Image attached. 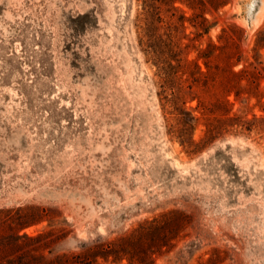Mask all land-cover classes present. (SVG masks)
Here are the masks:
<instances>
[{
    "label": "rangeland",
    "instance_id": "374dc122",
    "mask_svg": "<svg viewBox=\"0 0 264 264\" xmlns=\"http://www.w3.org/2000/svg\"><path fill=\"white\" fill-rule=\"evenodd\" d=\"M227 1L206 16L213 26L205 34L174 4L187 19L175 32L187 67L177 82L197 142L206 123L226 115L212 111V97L187 89L193 62L203 72L198 51L222 28L240 31L233 71L259 74L253 83L242 76L245 89L231 92L224 110L248 130L228 128L187 154L167 133L173 116L160 106L155 68L138 45L139 0H0L2 264H31V255L35 264H70L169 211L182 213L183 228L154 264H264V47L256 45L264 0ZM166 26L160 32L172 31ZM47 231V248H13L23 235Z\"/></svg>",
    "mask_w": 264,
    "mask_h": 264
},
{
    "label": "trees",
    "instance_id": "16d2710c",
    "mask_svg": "<svg viewBox=\"0 0 264 264\" xmlns=\"http://www.w3.org/2000/svg\"><path fill=\"white\" fill-rule=\"evenodd\" d=\"M141 12L137 17L138 45L142 53L155 68L154 75L157 77L159 92L157 93L160 106L167 114H172V124H169L167 133L178 140L179 145L185 149L187 154L198 153L205 148L219 134L228 132V128L234 129V133H240L246 129L247 123L238 117H228L229 110H224L228 105L225 99L231 92L238 97L245 88L240 86L242 76L251 75L250 83L256 79L259 73H247L244 67L233 71V67L240 63L239 50L240 31L234 27L220 29L215 43H207L204 49L198 51L197 60H202L204 71L193 62L194 73L187 89L198 88L200 93L213 98L212 111H222L226 115L224 119H217L206 123L201 138L195 142L192 134L196 118L192 112L185 107L184 94L177 82L178 72L184 74L185 66H180L181 50L175 32L182 29L185 19L184 14L174 6L177 2L183 5L189 12L193 26L199 32L205 34L213 26L208 22L206 16L216 14L227 5V0H139ZM175 13H179L175 16ZM163 14L172 23L164 21ZM167 24L172 31L166 29L162 32L161 26ZM256 45L264 47V30L259 31ZM213 61V62H212ZM173 63L175 65H173ZM212 63V64H210ZM181 69V70H179ZM196 76L194 77V75ZM197 107L202 112H212L203 102L198 101ZM170 108L167 112L166 109ZM184 216L177 211H169L166 214L145 220L139 223L129 233L119 238L102 244H97L71 257L70 264H97L98 258L111 262L126 260V264H154L157 257L166 255L173 247L171 242L180 229L183 228ZM21 226H23L21 224ZM27 226V225H26ZM0 227H4V215L0 212ZM24 245L15 243L13 248L23 252L35 253L40 246L47 248L53 238L51 231L37 233L34 236L23 235ZM15 238H18L15 235ZM49 252V251H48ZM21 253V252H20ZM11 255V253H10ZM30 256L31 264L35 261ZM0 259H4V249L1 250ZM13 261L12 259L7 263ZM3 262H0L2 264ZM176 264H181L176 260Z\"/></svg>",
    "mask_w": 264,
    "mask_h": 264
},
{
    "label": "water",
    "instance_id": "95a60500",
    "mask_svg": "<svg viewBox=\"0 0 264 264\" xmlns=\"http://www.w3.org/2000/svg\"><path fill=\"white\" fill-rule=\"evenodd\" d=\"M256 18H257V16L256 17H254V16H250V18L249 19H247V21L248 20H250L251 21V23L249 24L250 25V30H252V28H253V24H254V21L256 20ZM248 24V23H247Z\"/></svg>",
    "mask_w": 264,
    "mask_h": 264
},
{
    "label": "bare ground",
    "instance_id": "6f19581e",
    "mask_svg": "<svg viewBox=\"0 0 264 264\" xmlns=\"http://www.w3.org/2000/svg\"><path fill=\"white\" fill-rule=\"evenodd\" d=\"M257 19H258V18H257ZM256 21H257V20L254 21V24H253L254 27H255V25H256Z\"/></svg>",
    "mask_w": 264,
    "mask_h": 264
}]
</instances>
